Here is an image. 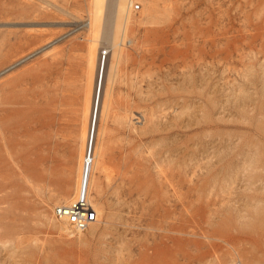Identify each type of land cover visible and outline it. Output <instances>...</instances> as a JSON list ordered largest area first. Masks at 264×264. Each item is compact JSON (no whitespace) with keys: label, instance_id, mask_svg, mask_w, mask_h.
<instances>
[{"label":"rangeland","instance_id":"obj_1","mask_svg":"<svg viewBox=\"0 0 264 264\" xmlns=\"http://www.w3.org/2000/svg\"><path fill=\"white\" fill-rule=\"evenodd\" d=\"M95 1L0 0V264H264V0H132L115 68Z\"/></svg>","mask_w":264,"mask_h":264},{"label":"bare ground","instance_id":"obj_2","mask_svg":"<svg viewBox=\"0 0 264 264\" xmlns=\"http://www.w3.org/2000/svg\"><path fill=\"white\" fill-rule=\"evenodd\" d=\"M94 1V0H93ZM103 1H105V0H96L95 1V12H94V14L91 16V19H90V22H89V29H91L92 30V32H99V34H98V37H97V34H95L94 35V38L91 40V42L93 43V45H91L92 46V50H93V58H92V61H91V65L93 66V67H95V65H96V57H95V51H97V38H99V35H100V30H99V28H100V20L102 21V13H101V9H102V5H103ZM132 0H111V9H113V10H111L110 12H111V14L113 13L114 14V19L112 20V25L110 24V26H108L107 25V27L108 28H106L104 25H102L101 24V28H105L104 30L106 31H103V33L104 34H109V35H107V36H109V38H110V42L112 41V48H113V57L115 58V66H114V68L117 66V64L119 63V59H120V57H121V52H120V42H121V40H120V38H123L124 36H125V34H124V36H121V31H122V29L124 30V28L125 29H127L128 28V22H129V12H127V7L128 6H130L129 4H131L130 2H131ZM110 20V19H109ZM115 20V21H114ZM111 21V20H110ZM114 21V22H113ZM103 23V22H102ZM113 23H115V26H114V24ZM104 26V27H103ZM114 26V27H113ZM102 29V30H103ZM109 29V31H107ZM103 33H101L102 34V36L104 35ZM92 36V35H91ZM101 36V37H102ZM105 37H106V35H105ZM109 42V41H108ZM110 47H111V45H110ZM123 49V48H122ZM122 49H121V51H122ZM89 51H90V49H88ZM88 51V52H89ZM122 54H123V52H122ZM89 55V54H88ZM103 58V57H102ZM102 58H100V60H99V66H98V69H99V73H100V69H101V61H103L102 60ZM98 61V60H97ZM98 65V64H97ZM104 66V65H103ZM96 68V67H95ZM99 80V79H98ZM111 81V80H110ZM111 83V82H110ZM111 86V85H110ZM110 89V88H109ZM97 90L98 89H96V92H95V96L93 97L94 99L91 101L92 103H93V106H92V116H91V124H92V121L94 120L93 119V114H95L94 113V110L95 111H97L98 112V107H99V103H100V99H101V97H100V99H98V104H97V101H96V97H98L97 96ZM112 90H113V88H112ZM94 91V90H93ZM112 94V92H106L105 93V97H104V99H103V101H102V108H101V111H102V115L103 114H105L107 111H108V109H109V106H110V104H111V95ZM91 109V108H90ZM90 111V110H89ZM97 117V116H96ZM96 119H98V118H96ZM154 119H155V117H154ZM97 121V120H96ZM91 126V125H90ZM92 127V126H91ZM89 128V127H88ZM90 129H89V131H87L86 132V134H85V140H86V142L88 141L87 140V138L89 139V134H90ZM89 144V143H88ZM88 144H86L85 145V154H83L82 155V157H81V175H80V184H79V192L81 191V189L82 188H85V190H86V193H87V198H88V200H89V202L91 203V201H90V195H91V183H92V179H91V170H92V168H93V166H94V164H95V161H96V158H97V153L96 152H93L92 153V155H90V157L88 158V159H86V157H87V145ZM93 177V176H92ZM92 205V204H91ZM97 211V210H96ZM60 221H62V220H60ZM64 222V221H63Z\"/></svg>","mask_w":264,"mask_h":264},{"label":"built area","instance_id":"obj_3","mask_svg":"<svg viewBox=\"0 0 264 264\" xmlns=\"http://www.w3.org/2000/svg\"><path fill=\"white\" fill-rule=\"evenodd\" d=\"M138 8L136 5L133 9ZM106 52H101V57ZM53 215L56 219L65 221L74 232L86 230L92 223L97 221V211L91 205L87 198L85 188L77 193L76 197L69 203L56 205L53 209ZM235 264H241L236 261Z\"/></svg>","mask_w":264,"mask_h":264}]
</instances>
